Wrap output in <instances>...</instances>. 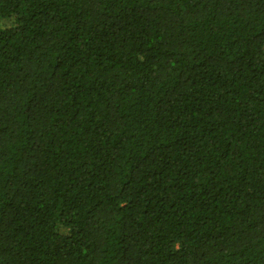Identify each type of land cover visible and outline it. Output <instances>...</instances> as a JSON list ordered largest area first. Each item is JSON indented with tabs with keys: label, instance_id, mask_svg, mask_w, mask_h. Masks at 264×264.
I'll use <instances>...</instances> for the list:
<instances>
[{
	"label": "trees",
	"instance_id": "obj_1",
	"mask_svg": "<svg viewBox=\"0 0 264 264\" xmlns=\"http://www.w3.org/2000/svg\"><path fill=\"white\" fill-rule=\"evenodd\" d=\"M0 264H264V0H0Z\"/></svg>",
	"mask_w": 264,
	"mask_h": 264
}]
</instances>
